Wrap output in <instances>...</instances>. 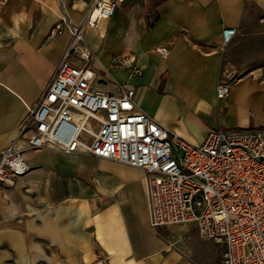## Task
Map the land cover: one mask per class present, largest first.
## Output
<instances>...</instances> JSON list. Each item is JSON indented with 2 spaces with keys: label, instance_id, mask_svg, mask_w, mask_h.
<instances>
[{
  "label": "crops",
  "instance_id": "obj_1",
  "mask_svg": "<svg viewBox=\"0 0 264 264\" xmlns=\"http://www.w3.org/2000/svg\"><path fill=\"white\" fill-rule=\"evenodd\" d=\"M117 1L83 30L94 87L132 88L137 108L194 144L211 128L264 130V0ZM86 10L87 0H0V149L24 147L27 108L67 48L68 28L54 24ZM225 27L236 33L223 47ZM115 55H131L141 73L110 65ZM226 63L239 79L219 99ZM24 154L27 172L0 184V264H219V244L188 246L184 227L150 225L142 168L47 147Z\"/></svg>",
  "mask_w": 264,
  "mask_h": 264
},
{
  "label": "built area",
  "instance_id": "obj_2",
  "mask_svg": "<svg viewBox=\"0 0 264 264\" xmlns=\"http://www.w3.org/2000/svg\"><path fill=\"white\" fill-rule=\"evenodd\" d=\"M115 2L87 0L80 22L63 15L54 24L52 32L68 28L70 41L27 108L19 129L24 147L12 143L0 149V184L12 185L27 172L25 149L83 152L139 167L146 176L151 226L192 223L202 240L221 246L219 264H264V130L211 128L194 144L137 108L132 88L117 84L112 93L94 87L83 30L108 19ZM235 33V27L222 29L223 47ZM156 51L168 54L165 45ZM110 65L141 73L131 55H115ZM238 79L226 63L217 98L227 97Z\"/></svg>",
  "mask_w": 264,
  "mask_h": 264
},
{
  "label": "rangeland",
  "instance_id": "obj_3",
  "mask_svg": "<svg viewBox=\"0 0 264 264\" xmlns=\"http://www.w3.org/2000/svg\"><path fill=\"white\" fill-rule=\"evenodd\" d=\"M118 1L116 0L115 2V7L117 6ZM264 64V62L262 63ZM237 72V71H236ZM177 226H182L184 228H182L184 231V233H186V236H188L189 238L185 239L186 244L189 246H196V240L198 239L200 242H208L205 240H202L198 234H197V230L195 228V226L192 223H179L176 224ZM196 237V238H195ZM197 240V241H198Z\"/></svg>",
  "mask_w": 264,
  "mask_h": 264
},
{
  "label": "bare ground",
  "instance_id": "obj_4",
  "mask_svg": "<svg viewBox=\"0 0 264 264\" xmlns=\"http://www.w3.org/2000/svg\"><path fill=\"white\" fill-rule=\"evenodd\" d=\"M102 20H103V19H102ZM102 20H101V21H102ZM99 22H100V21H99ZM98 24H99V23H98Z\"/></svg>",
  "mask_w": 264,
  "mask_h": 264
}]
</instances>
